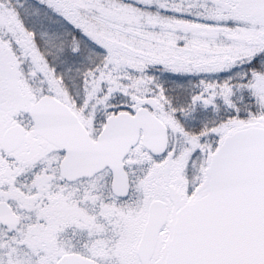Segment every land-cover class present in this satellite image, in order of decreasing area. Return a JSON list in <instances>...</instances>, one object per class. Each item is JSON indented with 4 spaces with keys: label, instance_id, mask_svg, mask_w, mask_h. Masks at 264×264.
<instances>
[{
    "label": "snow or ice",
    "instance_id": "snow-or-ice-1",
    "mask_svg": "<svg viewBox=\"0 0 264 264\" xmlns=\"http://www.w3.org/2000/svg\"><path fill=\"white\" fill-rule=\"evenodd\" d=\"M0 264H264V0H0Z\"/></svg>",
    "mask_w": 264,
    "mask_h": 264
}]
</instances>
